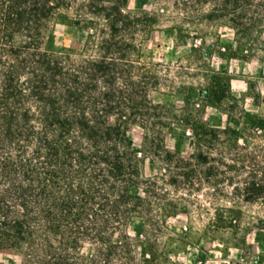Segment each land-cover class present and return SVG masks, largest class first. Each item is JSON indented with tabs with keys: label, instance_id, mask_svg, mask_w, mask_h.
<instances>
[{
	"label": "trees",
	"instance_id": "16d2710c",
	"mask_svg": "<svg viewBox=\"0 0 264 264\" xmlns=\"http://www.w3.org/2000/svg\"><path fill=\"white\" fill-rule=\"evenodd\" d=\"M128 1L0 0V254L18 264H152L139 246L150 250L188 197L264 200L258 123L248 135L206 129L187 160L157 146L164 171L143 177L128 125L161 135L152 93L163 76L146 54L158 18ZM173 4L234 8L240 38L264 26V0ZM59 20L91 26L80 53L49 48ZM134 219L147 240L131 235Z\"/></svg>",
	"mask_w": 264,
	"mask_h": 264
},
{
	"label": "rangeland",
	"instance_id": "374dc122",
	"mask_svg": "<svg viewBox=\"0 0 264 264\" xmlns=\"http://www.w3.org/2000/svg\"><path fill=\"white\" fill-rule=\"evenodd\" d=\"M173 1L129 0L125 6L158 18L146 54L163 76L162 85L152 93L161 135L151 139L143 125H128L144 178L164 171L155 154L157 146L163 144L187 160L201 148L206 129L248 135L254 123L264 128V26L240 38L230 20L234 8L210 4L178 13ZM91 35L89 25L59 20L49 48L80 53ZM151 140L154 145L149 147ZM145 229L134 219L130 233L145 241ZM151 240L154 246L150 250L139 246L138 253L152 255V264H264V200L239 204L224 200L217 207L202 195L190 196L168 217L162 237ZM0 259L3 264L20 260L8 250Z\"/></svg>",
	"mask_w": 264,
	"mask_h": 264
}]
</instances>
